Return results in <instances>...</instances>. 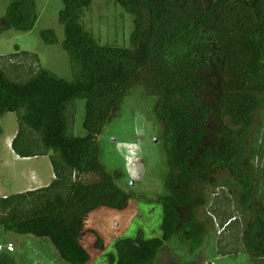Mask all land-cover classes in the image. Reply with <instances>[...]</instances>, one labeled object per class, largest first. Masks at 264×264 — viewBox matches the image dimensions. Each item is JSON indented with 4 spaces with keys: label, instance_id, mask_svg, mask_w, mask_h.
<instances>
[{
    "label": "trees",
    "instance_id": "obj_1",
    "mask_svg": "<svg viewBox=\"0 0 264 264\" xmlns=\"http://www.w3.org/2000/svg\"><path fill=\"white\" fill-rule=\"evenodd\" d=\"M93 1L62 0V46L73 81L45 69L27 72L25 80L0 65V119L17 114L13 151L22 159L50 156L55 174L47 187L0 198V229L49 239L66 263L90 264L81 242L88 217L124 211L132 200L117 184L122 174L102 163L99 137L126 98L155 97L168 166L159 197L162 236L119 239L113 264H154L175 240L196 252L208 233L198 212L218 171L240 179L241 200L253 213L243 241L249 255L263 257L264 205L254 204L253 177L243 163L263 109L264 0H116L135 17L130 48L102 46L87 32L82 17ZM38 20L36 0H11L5 28L27 33ZM50 34L42 32L47 44ZM78 101L85 102L84 136L75 133ZM90 174L97 181H85ZM221 216L224 229L239 227L228 211ZM96 247L102 249L100 238ZM9 256L0 264H10Z\"/></svg>",
    "mask_w": 264,
    "mask_h": 264
},
{
    "label": "rangeland",
    "instance_id": "obj_2",
    "mask_svg": "<svg viewBox=\"0 0 264 264\" xmlns=\"http://www.w3.org/2000/svg\"><path fill=\"white\" fill-rule=\"evenodd\" d=\"M10 3L11 0H0V65L13 76L21 70L31 74L45 69L58 78L73 81L70 56L62 46L65 40V29L59 21L62 0H36L39 20L35 28L27 33L6 30L5 17ZM134 20L135 17L116 0H94L83 14L82 24L98 44L130 48ZM44 31H52L49 35L52 44L44 41ZM17 53L19 55L13 58L12 55ZM261 101L263 109L257 115L243 163L247 175L253 177V201L258 205H264V139L261 142L264 135V95ZM156 103L155 97L126 98L117 116L99 137L102 163L109 173L122 174L117 184L123 191L132 194V200L124 211L100 209L88 217L81 242L91 254L90 264H113L110 255L115 253V243L121 238H135L139 232L147 239L162 236L159 197L165 194L164 180L168 166L164 136L155 116ZM84 119L85 102L78 101L77 136L85 135ZM0 129V194L12 196L26 190L28 182L23 173L29 169H37L46 178L51 177L54 172L50 156L24 163L16 161L11 155L8 139L17 132V114L3 116ZM257 150L262 154L260 158L256 157ZM84 179L91 183L98 177L90 174ZM206 188L207 204L198 212V220L206 224L208 233L200 248L191 253L189 245L175 240L160 250L154 264H264V256L249 255L243 241V232L251 225L253 213L241 200V182L237 175L218 171L215 185ZM216 203L220 204V208ZM227 211L237 219L239 227L234 225V228L228 226L224 229L221 226V213ZM98 238L102 249L96 247ZM8 243L16 249L9 256L10 264H68L49 239L20 236L0 229V246Z\"/></svg>",
    "mask_w": 264,
    "mask_h": 264
},
{
    "label": "crops",
    "instance_id": "obj_3",
    "mask_svg": "<svg viewBox=\"0 0 264 264\" xmlns=\"http://www.w3.org/2000/svg\"><path fill=\"white\" fill-rule=\"evenodd\" d=\"M24 73V77L27 76V72L24 71V72H19L17 77H19L20 75H22ZM16 77V78H17ZM28 77V76H27ZM27 77L25 78V80L27 79ZM24 79V78H22ZM7 115V114H6ZM3 118V117H2ZM1 118V119H2ZM0 119V120H1ZM17 132H18V129H17ZM16 132V134H17ZM1 134H2V131H1ZM0 134V136H1ZM16 134L14 136H11L9 139H8V146H9V149L11 150V155L13 156V158L16 160V161H19V162H24V163H30L32 162L33 160L37 159V158H29V159H22L20 158L19 156H17L15 154V152L13 151L12 149V141L13 139L15 138ZM47 157V156H46ZM52 166V165H51ZM53 170V168H52ZM27 176V177H26ZM23 177L27 180L28 182V188L26 190H24L23 192H27V191H31V190H36V189H39V188H44V187H47L49 186L55 179V174L52 173L51 177L50 178H46L39 170L37 169H34V170H31L29 169L27 172L23 173ZM2 190H0V193H1ZM21 192V193H23ZM8 197L7 194H0V198H6ZM16 252V251H15ZM14 254V253H13ZM11 255V254H9Z\"/></svg>",
    "mask_w": 264,
    "mask_h": 264
},
{
    "label": "built area",
    "instance_id": "obj_4",
    "mask_svg": "<svg viewBox=\"0 0 264 264\" xmlns=\"http://www.w3.org/2000/svg\"><path fill=\"white\" fill-rule=\"evenodd\" d=\"M15 251L16 249L11 243L6 244L5 246H0V256L3 254H13Z\"/></svg>",
    "mask_w": 264,
    "mask_h": 264
}]
</instances>
